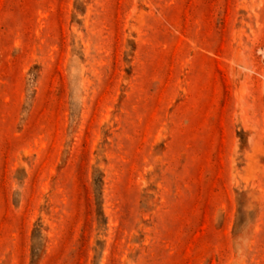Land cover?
Listing matches in <instances>:
<instances>
[{
  "label": "rangeland",
  "instance_id": "1",
  "mask_svg": "<svg viewBox=\"0 0 264 264\" xmlns=\"http://www.w3.org/2000/svg\"><path fill=\"white\" fill-rule=\"evenodd\" d=\"M0 264H264V0H0Z\"/></svg>",
  "mask_w": 264,
  "mask_h": 264
}]
</instances>
